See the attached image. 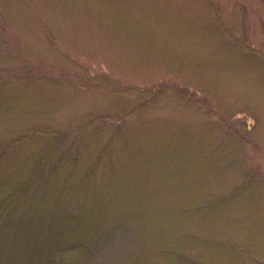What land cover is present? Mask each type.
<instances>
[{
  "label": "rangeland",
  "instance_id": "rangeland-1",
  "mask_svg": "<svg viewBox=\"0 0 264 264\" xmlns=\"http://www.w3.org/2000/svg\"><path fill=\"white\" fill-rule=\"evenodd\" d=\"M36 162L82 264H264V0H0V178Z\"/></svg>",
  "mask_w": 264,
  "mask_h": 264
},
{
  "label": "trees",
  "instance_id": "trees-1",
  "mask_svg": "<svg viewBox=\"0 0 264 264\" xmlns=\"http://www.w3.org/2000/svg\"><path fill=\"white\" fill-rule=\"evenodd\" d=\"M237 45L250 57L258 56L240 41ZM197 85L203 87L200 81ZM41 164L36 162L27 173L17 167L0 178V264H82L99 234L94 224L85 232L77 217L46 200L51 192L62 203L75 190L63 185L58 189L55 180L40 185Z\"/></svg>",
  "mask_w": 264,
  "mask_h": 264
}]
</instances>
